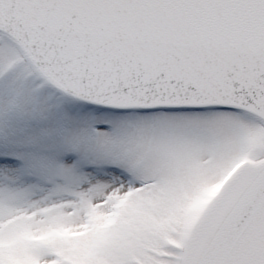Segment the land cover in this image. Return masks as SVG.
<instances>
[{"label": "snow or ice", "instance_id": "snow-or-ice-1", "mask_svg": "<svg viewBox=\"0 0 264 264\" xmlns=\"http://www.w3.org/2000/svg\"><path fill=\"white\" fill-rule=\"evenodd\" d=\"M0 264H264V0H0Z\"/></svg>", "mask_w": 264, "mask_h": 264}]
</instances>
